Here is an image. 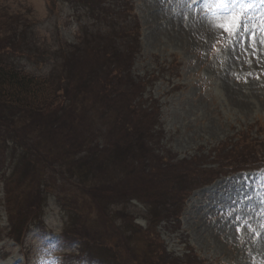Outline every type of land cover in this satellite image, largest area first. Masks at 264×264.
I'll return each instance as SVG.
<instances>
[{"label":"rangeland","instance_id":"374dc122","mask_svg":"<svg viewBox=\"0 0 264 264\" xmlns=\"http://www.w3.org/2000/svg\"><path fill=\"white\" fill-rule=\"evenodd\" d=\"M116 4L121 7L115 23L131 16L139 22L141 49L132 75L148 83L143 101L157 108L162 137L155 149L174 163L184 161L180 167L190 172L171 187L158 185L145 193L156 192L153 197L90 196L87 189H79L83 182L71 171L73 166L55 163L46 175L45 197H28L32 191L27 190L23 150L11 149L14 132L27 134V116L12 118L0 107V264H104L101 259L149 264V253L151 264H161L163 249L182 259L180 263L194 254L200 264H264V170L229 173L191 188L188 197H171L181 184L200 185L227 170L213 162L220 144H234L241 134L264 139V0L219 16L201 0ZM83 5L78 0H0V6L29 22L39 47L38 58L20 59L25 71L46 75L55 55L60 64L57 51L75 44L78 20H88L80 11ZM233 17L242 23L232 32L223 31L220 25ZM111 24L108 16L102 27ZM102 123L97 119V128L86 122L76 130L81 150L109 142ZM32 128L29 141L41 148L40 131ZM75 147L74 141L67 142L54 151ZM255 159L237 157L232 164L240 160L247 167ZM115 171L111 163L102 172L90 169L84 185L113 186ZM25 224V235L17 240L14 232L19 235L17 229Z\"/></svg>","mask_w":264,"mask_h":264},{"label":"trees","instance_id":"16d2710c","mask_svg":"<svg viewBox=\"0 0 264 264\" xmlns=\"http://www.w3.org/2000/svg\"><path fill=\"white\" fill-rule=\"evenodd\" d=\"M78 1L84 4L80 11L87 13L88 20H78L80 29L75 44L62 45L57 51L60 64L55 55L54 67L44 76L25 71L20 63V59L32 61L41 56L37 54L39 47L32 40L29 22L0 6V107L9 110L12 118L27 116L26 136L24 132H14L13 143L9 141L13 144L11 149L23 150L21 159L27 163V190L32 191L27 195L45 197L49 189L47 172L57 163L59 167L73 166L70 170L83 182L79 189H87L86 194L90 196L153 197L156 192L145 193L154 187L158 189V185L171 187L174 180L184 177L190 170L180 167L184 161L174 163L171 157L167 158L155 149L158 145L154 143L162 137L161 130L157 131L160 129L157 128V108H150L143 101L148 83L132 75L141 49L139 22L131 16L130 21L124 18L125 21L115 23V16L121 7L116 4L118 0ZM108 16H111L112 24L106 28L110 30L102 27L103 20ZM97 119L103 121L101 127H106L105 137L109 142L104 146L94 142L81 150L82 140L75 139L76 130H80V125L86 122L87 127L93 128ZM0 122L4 123L3 120ZM49 123L55 128L49 127ZM30 127H34V133L40 131L41 148L29 141ZM73 141L76 145L74 150L54 151L57 145L73 144ZM246 146L253 152H247L249 147ZM215 155L213 162L219 168L227 169L221 173L223 175L264 168V139L241 134L234 144H220ZM251 155L256 159L251 161L250 166L243 167L240 160L232 164L237 157L248 158ZM193 160L191 158L189 163ZM106 163L116 168L111 179L115 184L102 188L85 186L84 183L90 181L87 177L90 169L102 172ZM70 170L65 168L66 173ZM58 172L62 173L61 170ZM206 183L181 184L175 187L171 197H186L191 188ZM156 204L160 205L158 201ZM22 228L26 230V224L17 229L19 235L14 232L17 240L24 234ZM151 255H156V252L152 251ZM159 259L161 264H196L193 259L180 263L164 249ZM152 260L149 253L148 263L151 264Z\"/></svg>","mask_w":264,"mask_h":264},{"label":"snow or ice","instance_id":"6c2138e0","mask_svg":"<svg viewBox=\"0 0 264 264\" xmlns=\"http://www.w3.org/2000/svg\"><path fill=\"white\" fill-rule=\"evenodd\" d=\"M201 2H206L209 7H214L216 9L214 15L219 16L224 13H227V15H232V13L227 11L229 0H201ZM241 3L246 6L247 4L251 3V0H241ZM240 23H242V20L233 17V19L230 22L226 24H221L220 27L225 32H232L233 28H237Z\"/></svg>","mask_w":264,"mask_h":264}]
</instances>
